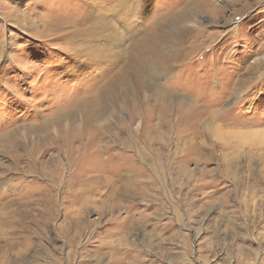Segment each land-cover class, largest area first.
Returning <instances> with one entry per match:
<instances>
[{
	"label": "rangeland",
	"instance_id": "rangeland-1",
	"mask_svg": "<svg viewBox=\"0 0 264 264\" xmlns=\"http://www.w3.org/2000/svg\"><path fill=\"white\" fill-rule=\"evenodd\" d=\"M113 14L0 0V264H264V0Z\"/></svg>",
	"mask_w": 264,
	"mask_h": 264
},
{
	"label": "snow or ice",
	"instance_id": "snow-or-ice-1",
	"mask_svg": "<svg viewBox=\"0 0 264 264\" xmlns=\"http://www.w3.org/2000/svg\"><path fill=\"white\" fill-rule=\"evenodd\" d=\"M95 2L109 6L113 10L114 14L109 17V20L116 23L110 24V31L119 36L134 31L143 22V10L149 3L153 6L166 5L170 3V0H95ZM89 7H93V5L89 4ZM101 36H103L102 32L93 34L94 43L110 44L113 42L111 39L99 38ZM97 66L95 62L89 63V67L92 69Z\"/></svg>",
	"mask_w": 264,
	"mask_h": 264
},
{
	"label": "bare ground",
	"instance_id": "bare-ground-1",
	"mask_svg": "<svg viewBox=\"0 0 264 264\" xmlns=\"http://www.w3.org/2000/svg\"><path fill=\"white\" fill-rule=\"evenodd\" d=\"M183 17V16H182ZM181 17V18H182ZM180 20V19H179ZM183 20V19H182ZM182 30V29H181ZM180 29L176 32V31H172V30H170V35L174 38V40H179V42H180V39H179V37L180 36H182L183 35V33H182V31H181ZM161 34V33H160ZM167 36V35H166ZM165 36V37H166ZM166 39V38H165ZM82 45H80V47H81ZM140 46V45H139ZM142 46H144V45H142ZM79 47V48H80ZM83 47V46H82ZM81 47V48H82ZM145 47V46H144ZM141 58H140V61H141V64H142V69L143 68H145V69H151V66L150 65H144V61L142 60V57H145V56H147L148 57V54H149V51H148V48H147V46L145 47V49H142V51H141ZM169 54V53H168ZM151 55H153V57L152 58H155V56H156V53H151ZM137 56H138V54H137ZM131 58V57H130ZM134 59V58H133ZM137 59H138V57H137ZM136 59V60H137ZM156 59V58H155ZM139 60V59H138ZM162 61V60H161ZM157 62V61H156ZM158 63H160V62H158ZM165 65L168 63H166L165 61L163 62ZM152 69H153V71H155V73H156V71H160L161 70V68L159 69V66H157V65H153V67H152ZM144 71V70H143ZM141 72V71H140ZM141 73H143V72H141ZM157 76V75H156ZM139 77H141L140 75H139ZM126 81V80H125ZM104 95L103 94H100V93H98V95H97V99H98V101H100V100H102V104L100 105L99 104V107H101V109H99V110H101L100 112H97V113H94L93 112V114L91 115V114H89L90 112H91V108L92 107H87V105H86V107H85V112H84V114L83 115H85L86 114V117H83V119H85L86 121L85 122H92V121H95V120H101L102 118H106L105 117V115L107 116V115H109V109H110V107H112L111 106V99L113 98V97H111V98H109V101L107 102V109H108V112H106V114L104 113V112H102V111H104L105 110V107H106V101H105V99L106 98H104L103 97ZM96 102V101H95ZM96 104H97V102H96ZM97 106H98V104H97ZM94 107V106H93ZM93 110H94V108H93ZM92 110V111H93ZM101 115H103V117L101 118ZM93 123V122H92ZM87 124V123H86ZM91 125V124H90ZM112 125V124H111ZM110 126V125H109ZM85 127V126H84ZM94 130H95V128H94ZM97 131V130H96ZM98 132H99V129H98ZM107 133V132H106ZM109 133V132H108ZM70 134V133H69ZM68 134V135H69ZM94 134V133H93Z\"/></svg>",
	"mask_w": 264,
	"mask_h": 264
}]
</instances>
